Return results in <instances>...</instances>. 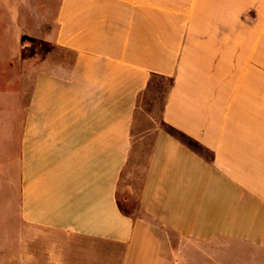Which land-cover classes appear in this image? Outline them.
Returning <instances> with one entry per match:
<instances>
[{
    "label": "crops",
    "instance_id": "crops-1",
    "mask_svg": "<svg viewBox=\"0 0 264 264\" xmlns=\"http://www.w3.org/2000/svg\"><path fill=\"white\" fill-rule=\"evenodd\" d=\"M1 7L0 264H264V0Z\"/></svg>",
    "mask_w": 264,
    "mask_h": 264
},
{
    "label": "rangeland",
    "instance_id": "rangeland-1",
    "mask_svg": "<svg viewBox=\"0 0 264 264\" xmlns=\"http://www.w3.org/2000/svg\"><path fill=\"white\" fill-rule=\"evenodd\" d=\"M4 9L3 7L0 8V51L3 48L4 54L3 56H6L9 52H10V48L9 45L12 44V40H16L18 34H6L4 32V28H3V21H4ZM28 36V35H27ZM32 37V36H29ZM38 38V43L40 44V46L38 47L39 52H46L48 50V47L46 46L44 41H41L39 37ZM2 44H5V48L3 46H1ZM43 44V45H42ZM45 44V45H44ZM24 45H30L29 41H25L23 42V46ZM34 46H31L29 49L33 48ZM27 50V52H25V56H29L30 54V50ZM8 104V103H5ZM3 105V103H2ZM9 105L5 106L6 107V111L8 112L10 108H8ZM8 115V113H7ZM6 120H9V117L7 116ZM5 155V153H4ZM8 156H12L11 154L6 155V157ZM121 205L123 207V209L126 212H130V213H135L138 211V207L137 204L134 200L129 201V202H125L123 200V198L121 197ZM0 215L2 216V213H0ZM61 238H63L61 235L57 234V233H52V232H40L39 231V238H38V243H37V249H38V264H52V259L48 254V251L52 250L54 247L58 246L57 249L60 250V244H61Z\"/></svg>",
    "mask_w": 264,
    "mask_h": 264
},
{
    "label": "trees",
    "instance_id": "trees-1",
    "mask_svg": "<svg viewBox=\"0 0 264 264\" xmlns=\"http://www.w3.org/2000/svg\"><path fill=\"white\" fill-rule=\"evenodd\" d=\"M171 132L173 133V135H175L177 138H179L181 141H183L187 145H189V146H191V147H193L195 149H199V150L201 149V147L195 141H193L191 138H189L185 134H183V133H181V132H179L177 130H174V129H171Z\"/></svg>",
    "mask_w": 264,
    "mask_h": 264
},
{
    "label": "water",
    "instance_id": "water-1",
    "mask_svg": "<svg viewBox=\"0 0 264 264\" xmlns=\"http://www.w3.org/2000/svg\"><path fill=\"white\" fill-rule=\"evenodd\" d=\"M23 41H34V38L29 37V36H25V37H23Z\"/></svg>",
    "mask_w": 264,
    "mask_h": 264
}]
</instances>
